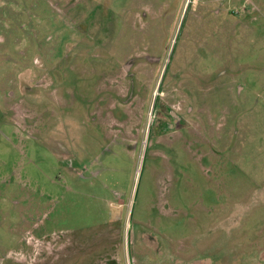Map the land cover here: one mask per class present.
Listing matches in <instances>:
<instances>
[{
  "label": "rangeland",
  "instance_id": "1",
  "mask_svg": "<svg viewBox=\"0 0 264 264\" xmlns=\"http://www.w3.org/2000/svg\"><path fill=\"white\" fill-rule=\"evenodd\" d=\"M2 22L0 264H264V0Z\"/></svg>",
  "mask_w": 264,
  "mask_h": 264
},
{
  "label": "crops",
  "instance_id": "2",
  "mask_svg": "<svg viewBox=\"0 0 264 264\" xmlns=\"http://www.w3.org/2000/svg\"><path fill=\"white\" fill-rule=\"evenodd\" d=\"M15 21H13L12 22V24L14 23ZM3 24H1V27H0V33H1V35L3 36V37H5V36H7V35H11V33H12V29H13V27L12 26H10V25H7L6 23H4V22H2ZM11 24V25H12ZM15 26H17V27H21L22 26V23L21 24H18V21L16 22V24H15ZM26 53V51H23L22 53H21V55H20V57H22V54L23 53Z\"/></svg>",
  "mask_w": 264,
  "mask_h": 264
},
{
  "label": "flooded vegetation",
  "instance_id": "3",
  "mask_svg": "<svg viewBox=\"0 0 264 264\" xmlns=\"http://www.w3.org/2000/svg\"><path fill=\"white\" fill-rule=\"evenodd\" d=\"M170 112H171V111H168V115H169V113H170ZM169 117H171V115H169ZM166 125H167V126H169V124H168V123H166Z\"/></svg>",
  "mask_w": 264,
  "mask_h": 264
},
{
  "label": "trees",
  "instance_id": "4",
  "mask_svg": "<svg viewBox=\"0 0 264 264\" xmlns=\"http://www.w3.org/2000/svg\"><path fill=\"white\" fill-rule=\"evenodd\" d=\"M171 56H172V54H171ZM171 56H170V58H171ZM156 103H157V99L155 100V105H156ZM166 125V124H165ZM167 126V125H166Z\"/></svg>",
  "mask_w": 264,
  "mask_h": 264
}]
</instances>
